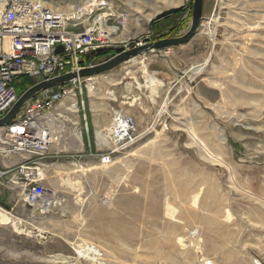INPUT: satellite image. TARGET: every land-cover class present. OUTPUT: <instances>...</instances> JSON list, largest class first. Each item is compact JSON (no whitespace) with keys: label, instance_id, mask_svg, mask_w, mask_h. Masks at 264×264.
Masks as SVG:
<instances>
[{"label":"rangeland","instance_id":"obj_1","mask_svg":"<svg viewBox=\"0 0 264 264\" xmlns=\"http://www.w3.org/2000/svg\"><path fill=\"white\" fill-rule=\"evenodd\" d=\"M87 1L47 0V7L70 16ZM108 3L111 10L81 19L87 28L98 16L123 15L107 21L110 50L94 57V65L111 59L116 47L178 38L190 27L193 0ZM178 7L180 13L150 22ZM205 62L201 72L193 70ZM166 63L168 77H150L169 90L150 99L154 112H142L137 122L136 98L121 103L138 139L112 154L110 165L99 160L107 150L93 147L98 132L107 135L90 128L85 84L74 97L77 149L55 147L43 159L19 164L4 159L10 173L0 178V208L12 223H0V264H264V0H203L202 21L187 44L147 53L101 76L139 84L147 68L160 71ZM26 82L14 80L17 95ZM28 162L44 187L45 208L27 207L15 179L17 167ZM221 238L231 241L220 246ZM87 245L101 253L99 263L89 250L78 261L75 250Z\"/></svg>","mask_w":264,"mask_h":264},{"label":"built area","instance_id":"obj_2","mask_svg":"<svg viewBox=\"0 0 264 264\" xmlns=\"http://www.w3.org/2000/svg\"><path fill=\"white\" fill-rule=\"evenodd\" d=\"M89 1L88 7L79 6L75 14L64 16L49 9L47 0H0V119L18 99L13 88L15 79L26 77L33 86L96 66L92 61L94 53L107 49L110 42L101 29L100 16L87 28L81 27V19L90 17L94 10L111 9L108 0ZM112 17L121 19L123 15L111 13L102 17L104 28L108 29L106 24ZM57 46L62 47L61 53H55ZM85 80L89 79L72 80L43 90L28 100L15 119L0 128L3 131L0 154L39 160L58 148L71 115L79 114L78 103L75 102L74 108L73 100L76 90L81 93V81ZM81 107L84 109L83 102ZM83 118L85 121V115ZM106 135L104 141L97 139V145L99 150H107L99 155L100 163L107 166L112 154L138 139L134 118L122 110L113 111ZM33 165L29 162L19 165L14 173L22 186L24 203L32 210L45 203V190L34 177ZM8 173L9 170L0 169V178ZM1 212L7 213L0 208Z\"/></svg>","mask_w":264,"mask_h":264},{"label":"crops","instance_id":"obj_3","mask_svg":"<svg viewBox=\"0 0 264 264\" xmlns=\"http://www.w3.org/2000/svg\"><path fill=\"white\" fill-rule=\"evenodd\" d=\"M162 66L163 68L160 71L157 70L151 71L148 70L147 68V72L145 75L146 77L145 78L140 77L139 84L135 80L128 81L122 75L117 77L114 75H110V76L99 75V77H94V78H90L89 80L81 81V84H85L84 87L87 91V96H86L87 116H88L90 128L93 131V133H96V131L98 130L99 131L106 130L107 127L109 126L112 113L114 111L113 109H115L113 107H116V103H118V107L120 110L121 103L125 104L127 99L128 98L130 99V97L133 100L136 98V101L139 104V106L133 111V114L137 122L139 120V117H141L142 112H146V111L154 112L155 107L153 103H151L150 99L155 98L156 100H159V98H163L167 96V93L169 92V90L166 89L167 88L166 85L163 84L162 86L159 87L156 86V89L154 91L156 95H154L153 97L151 96V93H153V91H151L149 77L154 78L151 75L154 76L160 73L168 77L167 74L168 64L166 63L165 65ZM157 93L160 97H158ZM79 124L80 123L79 121L76 120L75 115H71V123L68 124V127L66 128V131L63 135L62 143L60 144V148L71 149V150L78 148L79 142L77 137L79 133L78 131L80 130H77V127ZM80 137H81V133H80ZM82 146H84V144H82ZM93 147L95 148V150H98L99 148L97 145L96 136L94 137L93 140ZM0 157L3 158L0 159V169L7 168V164L9 162L5 161L6 159H8V161L11 160L13 162H16V164H19L23 160H25L22 159L24 158L23 156L13 157L12 154H8V155L0 154ZM204 212H205L204 210L199 211L200 214ZM219 226H221V228L223 229L222 223L218 225L217 228H219ZM230 241L231 239H229V241H223V239L221 238L219 239L218 243L220 244V246H222V245H227L228 242Z\"/></svg>","mask_w":264,"mask_h":264},{"label":"water","instance_id":"obj_4","mask_svg":"<svg viewBox=\"0 0 264 264\" xmlns=\"http://www.w3.org/2000/svg\"><path fill=\"white\" fill-rule=\"evenodd\" d=\"M202 6H203V0H193L190 27L188 31L181 37L165 38L154 42L150 41V39L148 38H145L143 39L141 45L137 47H133L128 50H125L122 47H116L113 49L115 55L111 59L99 65H96L93 68L84 69L79 71L78 73L63 75L59 78L38 83L36 85L29 87L23 94H21L18 97L17 101L13 104V106L9 109V111L0 119V128H3L9 123H11L19 113L22 106L28 100H30L34 95H36L37 93L43 90L62 85L72 80H77V79L83 80V79L94 78L124 63H127L137 57L143 56L147 53L160 52L168 48L178 47L187 44L197 33V30L202 21ZM180 9L181 7L169 9L167 11H162L159 14L155 15L154 18L150 19V22L158 21L165 17L173 15L177 13ZM61 52H62V47L57 46L55 53H61ZM103 52H104L103 49H99L94 54L100 55Z\"/></svg>","mask_w":264,"mask_h":264},{"label":"bare ground","instance_id":"obj_5","mask_svg":"<svg viewBox=\"0 0 264 264\" xmlns=\"http://www.w3.org/2000/svg\"><path fill=\"white\" fill-rule=\"evenodd\" d=\"M91 3V2H90ZM88 4H89V1H87V2H85V4H83L82 6H80V7H82V8H86V7H88ZM72 9V11H73V14H75V12H76V7H72L71 8ZM71 16V15H70ZM102 17H105V16H100V18H101V21H100V25H101V29L103 30V34H104V36H106V37H109L110 36V33H109V31L106 29V28H104L103 27V24H104V22H105V20L103 21L102 20ZM97 19V18H96ZM205 64H206V62L205 63H203V64H200V65H197V66H195L194 68H193V70H195L196 71V73H199V72H201L203 69H204V67H205ZM149 81H150V87H151V91H155V89H156V86H158L159 84V82L157 83V82H155L154 80H152L150 77H149ZM147 87V86H146ZM73 105H74V108H75V100H73ZM162 108V107H161ZM98 134V138L99 139H101V140H105V135L102 133V132H98L97 133ZM78 140L80 141V139H81V137H80V133H78ZM48 205L46 204V203H44V208L45 207H47ZM44 212V211H43ZM10 220H11V216L8 214V213H3V212H1L0 213V223H2V222H5V224H11L12 222H10ZM14 221V220H13ZM19 221V220H18ZM85 250H89L90 252H92V254L94 255V260L97 262V263H99L98 262V260H97V258H99V256L101 255V253L99 252V251H97V249L94 247V246H91V245H87V248L86 249H84L83 247L81 248V247H79V249H77V250H75V252H76V255L78 256V261L79 260H81V259H83L84 258V252H85ZM86 255V254H85ZM89 259H90V257H89ZM92 260V259H91Z\"/></svg>","mask_w":264,"mask_h":264},{"label":"trees","instance_id":"obj_6","mask_svg":"<svg viewBox=\"0 0 264 264\" xmlns=\"http://www.w3.org/2000/svg\"><path fill=\"white\" fill-rule=\"evenodd\" d=\"M181 12V9L177 12V13H180ZM165 18H167V17H165ZM165 18H163V19H165ZM162 19V20H163ZM157 21H154L152 24H154V23H156ZM152 24H151V26H152ZM163 38H165V37H158V38H156V41L157 40H160V39H163ZM110 49H105L104 50V52L102 53V54H100V55H94L92 58H94V57H100V56H102L105 52H108ZM27 79V78H26ZM26 84V86H25V89L22 91V92H20L19 93V95H18V97L21 95V94H23L29 87H31V83H30V81L27 79V82L25 83Z\"/></svg>","mask_w":264,"mask_h":264}]
</instances>
